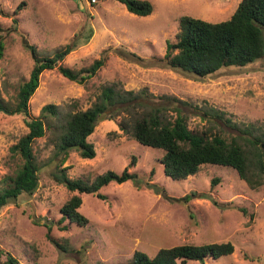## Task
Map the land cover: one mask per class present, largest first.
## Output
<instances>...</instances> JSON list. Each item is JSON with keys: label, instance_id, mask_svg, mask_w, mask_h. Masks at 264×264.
<instances>
[{"label": "rangeland", "instance_id": "obj_1", "mask_svg": "<svg viewBox=\"0 0 264 264\" xmlns=\"http://www.w3.org/2000/svg\"><path fill=\"white\" fill-rule=\"evenodd\" d=\"M150 1L154 11L139 16L117 0H0V38L6 41L0 60V99L7 104H15L20 85L34 67L26 41L40 54L53 55L78 36V45L60 62L75 70L107 56L86 85L57 68L44 71L29 115L0 110V189L13 173L10 148L28 132L27 120L53 103L59 114L49 117L48 123L64 121L68 112L90 107L105 85L147 88L149 102L166 105L174 114L171 108H181L189 127L197 131L213 120L217 123L213 131L223 127L229 136L237 132L208 115L211 107L241 126L264 124V57L200 80L157 60L165 56L168 40L177 41L182 15L219 22L230 18L241 0ZM119 48L143 60L123 58L116 53ZM121 118L99 121L89 137L96 147L94 158L71 150L63 167L68 166L70 177L91 181L108 170L122 172L129 167L139 175L141 187L133 180L113 181L101 189L105 200L81 193L80 211L89 222L82 226L68 219L60 222L62 205L78 192L53 178L62 155L55 154L56 134L48 128L34 144L41 166L37 191L22 193L0 209V264H10L7 253L16 264H130L136 250L154 257L164 247L228 241L235 245L234 253L188 264H264V184L252 188L234 168L213 164L203 165L186 179H172L161 163L164 152L122 131ZM147 182L164 191L155 192Z\"/></svg>", "mask_w": 264, "mask_h": 264}, {"label": "trees", "instance_id": "obj_2", "mask_svg": "<svg viewBox=\"0 0 264 264\" xmlns=\"http://www.w3.org/2000/svg\"><path fill=\"white\" fill-rule=\"evenodd\" d=\"M139 16H148L154 11L150 0H117ZM22 2L18 13L24 6ZM75 36L69 43L57 49L53 55H42L38 48L26 41L34 59V67L28 80L18 90L16 102L7 104L0 99V110L12 114L29 115L30 100L40 85L41 75L48 69L57 68L70 80L86 85L104 66L107 56L104 54L89 67L75 70L60 64L79 43ZM6 41L0 38V60L4 57ZM116 53L125 59L142 61L137 53L119 48ZM264 57V0H241L230 18L212 22L190 15L179 19L177 41H167L164 57L157 59L164 66L180 71L194 79H204L226 67H242ZM147 88L139 91L126 90L118 83L103 86L101 93L86 110L70 111L64 121L49 122L48 118L59 114L58 106L46 104L37 117L27 120L28 132L10 148L11 158L15 162L13 173L6 176L7 185L0 189V209L16 200L22 193L33 194L40 183V163L34 150L35 142L46 135L47 129L56 134V152L61 163L53 178L64 184L73 194L61 207L62 219L78 225H86L89 218L81 211L83 203L81 193L94 194L105 200L101 189L117 182L122 184L133 180L141 187L142 180L136 172L126 167L122 172L108 170L93 181L84 178H72L68 175V166L63 167L71 150H76L83 158H94L96 147L89 137L95 131L100 120H114L122 115L119 126L130 133L139 143L157 148L164 152L161 163L168 177L175 180L186 179L196 174L203 165L228 166L237 170L240 178L252 188L264 184V124H245L234 122L226 113L215 107L206 110L208 115L220 119L225 125L237 129L233 135L213 131L217 123L211 120V126L197 131L189 127V117L179 107L156 105L149 102ZM183 102V101H182ZM186 103V102H184ZM212 119V118H211ZM135 164V159L133 160ZM218 179H214L216 183ZM155 192L164 191L159 184L147 182ZM160 190V191H159ZM210 196V195H209ZM211 197V196H210ZM190 195L185 197L188 201ZM215 203H218L215 200ZM231 242H212L203 244L185 243L173 247L160 248L154 257L136 250L130 264H188L189 260L204 261L207 258H219L234 253ZM8 261H17L9 253Z\"/></svg>", "mask_w": 264, "mask_h": 264}, {"label": "built area", "instance_id": "obj_3", "mask_svg": "<svg viewBox=\"0 0 264 264\" xmlns=\"http://www.w3.org/2000/svg\"><path fill=\"white\" fill-rule=\"evenodd\" d=\"M93 1H96V0H93Z\"/></svg>", "mask_w": 264, "mask_h": 264}]
</instances>
